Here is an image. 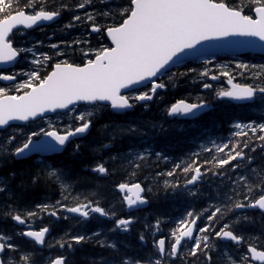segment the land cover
<instances>
[{
  "label": "snow or ice",
  "instance_id": "obj_1",
  "mask_svg": "<svg viewBox=\"0 0 264 264\" xmlns=\"http://www.w3.org/2000/svg\"><path fill=\"white\" fill-rule=\"evenodd\" d=\"M99 3L103 6L99 11L95 10L93 0L77 3L76 9L91 7L94 10L85 11L83 17L72 15L71 21L65 27L71 29L77 24H87L90 33L107 39L109 44L98 42L99 47L93 50L87 40H74L70 43L62 41L64 47L69 49L74 45H88L87 49L81 50L80 63L69 62L66 58L56 59L65 57L67 53L59 50V44H52L50 47L56 50L55 57L47 53L35 56L30 61L33 65L30 71H21L15 75L0 72V81L16 83L13 89L0 87V132L14 128L12 122L42 120L49 112L66 110L75 113L72 124L60 127L46 121V127H39L38 131L20 133L23 139L19 144L16 143L19 136L16 131H12L0 138V155L9 156L13 160H23L30 153L62 151L73 139L82 138L90 130L97 109H110L113 114L126 116L138 104L147 107V102L153 100L157 91L166 87L160 78L170 71V65L179 66L189 56L202 57L213 44L241 46L252 45L256 40L264 42V0H248L246 4L240 5L232 0H99ZM112 4L115 7H109ZM66 8V5L61 4L59 10H45L41 0H31L23 9L17 7L13 12L12 0H0V63L14 62L21 54L32 51L30 48L25 49L14 44L13 37L21 27L24 29L21 34H26L28 30L40 26L43 22L54 21ZM205 63L207 65L212 62ZM257 67L261 70L254 72L253 80L257 82L252 84L234 83L232 74L227 70L220 73L227 78L230 87L219 90L216 93L217 98L248 101L253 104L257 100L264 102V66L243 62L235 64L241 76L249 68ZM189 73H196V69H188V72L178 75L186 76ZM198 75L201 79H217V75L212 74L207 66ZM18 76L22 79L17 82ZM176 76L177 74L173 73L169 80ZM149 84L151 87L147 88ZM202 87L210 89L212 85L203 83ZM140 88L147 90L139 91ZM78 105H83L85 111H79ZM208 107L207 101L203 99L192 103L178 99L166 109V115L171 118L194 116ZM149 123L152 130L166 131L162 124ZM234 126L241 130L236 135L245 139L238 143L229 142L215 146V152L223 155L214 156V164L212 161H204L205 165L215 167L217 172H211V167H205L202 172V166L193 160L186 166L177 164L172 171L166 173L168 177H173L179 169L186 178L183 185L178 181H165V189L171 187L174 192H186L193 198L201 194L196 185L210 172L213 176L218 173L224 177L222 169L227 165L236 173L234 178H228V191L218 193L216 197H209L218 199L219 206L211 204L202 212L188 211L171 230L167 247L163 235H160L159 239L155 238L162 223L157 219L153 225H145L147 234L152 236L151 252L143 257L138 253L121 254L118 242H109V234L128 232L136 218L130 214L126 218L123 215L117 218L114 208L106 209L102 206L103 193L100 191L77 196L70 206L68 197L64 195V191L70 188L63 183L67 173L57 160L40 159L37 163L42 166L48 178L60 183L61 199L51 206L37 204L36 209L57 220L61 218V213L68 214L64 215V219L72 216L83 222L99 218L114 220L110 229L100 228L91 235L77 233L58 241L60 249H67L71 253L74 244L83 245L95 239L101 247L113 253L112 257L102 259L99 264H177V261L180 264H197V261L200 264H213V254H220V245L227 247L228 242H231L233 249L242 250L244 245L247 247L246 252L236 258L227 251L223 252L226 264H255L256 261L264 264V236L246 238L239 231L240 224L248 219L246 216L222 223L227 213L234 210L259 209L264 215V174L250 170L253 158L245 153V149L249 148V132L264 145V123L250 121L242 125L237 122ZM109 127L113 128L110 134L111 142L102 145L103 149L111 151L116 141L125 137L140 142L131 144L127 153L117 152L110 156L109 161L113 164L127 161L129 167L139 169L152 155L158 160L168 159L160 151L153 152L143 147L149 133L143 131L140 124L126 120L123 124L112 122L105 125V128ZM80 148L81 145L76 144L73 153H79ZM205 151L211 152L212 149ZM251 151L254 152L255 148H251ZM245 160L249 163L241 169V163ZM233 161L236 163H232ZM107 163L108 161L96 163L90 172L98 178L106 177L109 175ZM189 174L190 178H187ZM16 175V172L12 171L8 177H0V194L11 197L10 181L14 180ZM30 179L31 183H38L39 171ZM23 186L22 181L20 187ZM115 187L122 194L123 205L129 212L148 203L146 196L142 195L145 189L139 182H121ZM193 188L196 190L193 191ZM8 207L10 212L5 213V216H10L18 225L25 226L26 230L13 234L0 232V264H37L38 259L44 260L45 264H70L65 255L45 258L39 255L34 247L31 251L22 249L16 243L17 237L29 238L35 245L43 246L50 228L45 226L32 230L27 226L26 219L35 217V211H27L22 216L18 212L13 214L11 205ZM205 216L206 221L203 227H200L198 221ZM139 242L141 248L148 245L146 233L139 234ZM186 246V251H183ZM16 253L20 255L14 260Z\"/></svg>",
  "mask_w": 264,
  "mask_h": 264
},
{
  "label": "trees",
  "instance_id": "obj_2",
  "mask_svg": "<svg viewBox=\"0 0 264 264\" xmlns=\"http://www.w3.org/2000/svg\"><path fill=\"white\" fill-rule=\"evenodd\" d=\"M12 2L14 12L17 7L23 9L26 4L31 2V0H12ZM81 2H83V0H41V3H43L45 10H59L61 4L67 6L66 10L62 11L61 22L66 20L71 21L72 14L67 13V10L70 11L74 9L75 5ZM232 2L240 5L246 4L248 0H232ZM93 4L103 7L102 5H100L99 0H93ZM109 7H114V4L109 5ZM93 10L94 9H91V7L84 10L79 9L78 15L83 17L85 11L92 12ZM75 27H78V29H82L84 31L85 34L81 36L82 39H80V41H85V38L89 34L88 25L77 24ZM63 29L65 34L69 33V31L66 30L67 28L65 26ZM50 35L51 34H48L47 37ZM92 38H95L94 45H98L99 43L108 44V40L99 35H92ZM87 41H89V39H87ZM81 46L83 47L86 45L82 44ZM73 47L76 48L75 45ZM80 57L81 55H78L76 58H74V63L81 62ZM259 65H261L260 62ZM192 66H194L192 63H187L179 68L174 69L168 75L160 78L165 83L167 91L161 94V102L158 105L159 109L152 108V106H150V110L146 112L143 107L139 109L135 108L134 111L137 112V114L132 111L129 112L126 116L113 114L110 109H103L101 110V113L95 116L90 132L79 141L81 145L79 153L74 154V146H72L71 148H66V150L62 154L55 155L52 158H48V160L59 161L61 166L64 167L65 172L67 173V175L63 178V183L70 186L68 190L64 191V195L68 197L69 205H71L75 197L81 196L82 194L88 195L89 193L95 191H100L103 193V197L101 198L103 207H106L108 205L109 208H113L114 205L115 207L123 205L121 196L116 191L115 186L121 182H130L132 180L142 181L144 177V170H146L147 167H145V161L141 164L139 169H133L132 167H129L127 165V161H118L116 164H113L111 161H109V157L115 155L117 152L125 153L126 149L128 148V144L132 143L133 140H127V137H125L123 139L117 140L113 145L111 151L103 149L101 147L102 145L109 144L111 142L110 134L113 132V128H105V125H108L112 122L123 124L126 120L138 122V124H140L141 126L143 124L147 125V123L144 122L149 120L145 119L150 117L153 110H166V107L179 97H183L186 99L189 97L191 98V94L187 92L188 88L199 91L202 87V84L198 82L200 81V79H198L199 77H196L194 73H189L186 76H179L178 74L188 72V69H191ZM245 72H247L248 74H244L243 76L239 74V77L244 83L252 84L254 82H257L253 80L254 73L250 69L246 70ZM173 73H176L177 76L170 81L169 76H171ZM195 91L193 92V94H196ZM202 96L208 100L206 93L201 95V98ZM244 110V107L235 106L233 104H220L219 108H216V110L209 113V117L213 121V125H211L212 128L218 127L221 131H229V134H231V127L229 128V122L231 121L230 119L233 116L247 118L248 120L260 119L256 118L258 116L247 113ZM157 115H159V113ZM152 116H155L154 113L152 114ZM160 134L163 135V137L165 135V138H162V142H159L157 144L161 147H166L165 145H168V152L175 154L176 157L180 156V150H182L186 146L187 139L184 138L180 132H177V129L174 127L167 128V131H165L164 134ZM238 137L239 140L245 139V137L243 136ZM247 140L249 142V148L245 149L246 152H249L251 146L255 145L256 143V148L254 147L255 151L254 153L252 152L254 157L253 155H251L253 158V167H251L250 170L254 169L256 170V172L264 174V150H261V145L259 147L257 139H253V136H250V134H248ZM237 141L238 140H236V143ZM37 161L38 160L34 157L26 158L23 160H13L9 156L1 155L0 177L6 178L11 174L12 171H15L17 175L14 180L10 181L12 187L11 197L0 194V232H3L5 234L18 233L17 229L19 227L13 220H11L10 216H5V213L10 212L8 206L11 205V210H14L13 214H15V212H18L19 214L24 216L27 211L36 212V216L30 219H26V223L45 224L48 221L53 220L51 236L49 237L47 244L43 249H40L37 245L34 244V242L26 239L25 237L16 238V243L20 245V247L25 251H31L34 247L37 253L45 258H48V255L50 254L52 255V258H54L58 254L63 252L64 255L68 257L70 264H99L102 259L112 257L113 253L111 251L101 247L98 243L91 240L87 243H84L83 245L74 244L71 253H69L67 249H60L59 246L56 247V252L50 250V248L58 243V241L67 239L70 235H74L78 232L75 233L74 228L72 230L71 228L67 229L69 222L68 220L65 221L64 219L60 218V221H56L46 212H41L36 209L37 204H48L49 206H51L52 202L56 200V197L60 196V200L62 191L60 183L55 181L54 179L48 178L42 170V166L39 165ZM104 161H108L106 166L109 168V175L103 178H98L95 174H92L90 172V169L96 163ZM212 164H214V162H212ZM164 165V167L157 168L158 173L162 169L167 171L174 168V166H169L166 164ZM152 166L154 165H151V167ZM151 167L147 171H151ZM212 168L214 172H217V169L215 167ZM228 169H230V166H228L227 168L226 165L222 170H224V173H226ZM38 171L40 173V181L36 184H33L31 183L30 178ZM230 173H233L232 169L230 170ZM185 178V174L183 173L180 175V170L177 169L171 183L184 181ZM157 179L159 180V182L155 183V187H152V195L150 196L151 201L149 208L147 209V216L145 217V219H148L150 217L151 220H153L158 216H163L164 218L160 219L162 222L161 225L162 227H166L170 225V222L165 223L167 219L166 217L170 218L176 215L175 213H177H173V211L177 207V201L175 200L176 195L172 194L171 187L165 189V187H162L160 185V180L162 179V177L158 176ZM22 181L24 186L20 187ZM218 193L222 194L224 193V191L221 190ZM240 199H242V197H240ZM183 205H185V202L183 203ZM151 208L152 210H150ZM177 208H179V206ZM120 212L122 213L123 211ZM233 213L234 211L227 214H229L228 216H231V214ZM252 213L256 217L261 216L264 219V215H262L260 211H252ZM170 214L172 215L168 216ZM228 216H225V218ZM39 217H43L44 220L40 221ZM99 219L103 222L110 223L104 218ZM86 223L89 224L87 225V228L80 229L79 233L90 235L92 234L91 230L96 228L98 223L94 220L88 221ZM248 229L251 230V237L264 236V221H262L261 219H254L249 222ZM144 230L145 226L140 224L138 221L133 224L129 233L120 235L122 241L119 244L120 253L127 255H136L138 253L141 257H143L151 252V243H148V245L144 248H141L140 246L139 234L145 233ZM146 238L148 239V241L150 240L147 234ZM19 255L20 253L14 254L13 259L15 260ZM43 261L41 262V260L38 259L37 264H45V261ZM177 264H180V262L177 261ZM197 264H200V262L197 261Z\"/></svg>",
  "mask_w": 264,
  "mask_h": 264
},
{
  "label": "bare ground",
  "instance_id": "obj_3",
  "mask_svg": "<svg viewBox=\"0 0 264 264\" xmlns=\"http://www.w3.org/2000/svg\"><path fill=\"white\" fill-rule=\"evenodd\" d=\"M102 8L103 7H101V6H96L95 7V10L96 11H99V10H102ZM91 9H93V8H91ZM78 10L79 9H76V7H74V9H72L70 11L67 10V13H70L72 15H78ZM61 17H62V12H61ZM69 22H70L69 20L62 21L60 24L56 25L54 28L58 27L59 25L60 26H64L65 24H68ZM74 30L77 31V33H74L73 32ZM52 32H54V29H53ZM69 32L71 33V35H74V36H82V35L85 34L84 31L82 29H78V27H74V28L69 29ZM58 37H60V36H58ZM16 38L17 39H21L22 36H21V38H19V36H16ZM46 38L47 37H44L42 39V41H43L44 44L41 47V50H42V48L49 46L48 44H45L46 43ZM23 40H24L25 43H27V36H23ZM109 43L110 42L108 41V44ZM105 45H107V44H105ZM97 47H99V44L97 45ZM81 48H82V46H76V49H81ZM248 53H250V52H248ZM248 53H246V54H248ZM48 54H52V51L49 50L48 51ZM23 55H24V53H23ZM263 57H264V54H262V53H251L250 55H246V56L245 55H242V58H243L242 61L245 62L248 65L264 66ZM69 59H72V56H70ZM259 62H260L261 65H259ZM249 69L253 73L256 72L257 70H261L259 67H257L256 69H251V68H249ZM245 74L247 75L248 73H245ZM207 81H205L204 78H202L198 82H200L201 84H203V83H207ZM195 95H198V98L199 99L198 98L192 99L190 97H189L190 99L189 98H187V99L186 98H183V99L186 100L187 102H190V103H192V102H199V100H201V99H203L205 101L207 100L203 96L201 98V95H203V93H202V87L200 88L199 91H196V94ZM208 105H209V108L205 109V111L201 112L199 115H197L195 117L187 118V121H191L193 119L194 120H197V121L191 122L192 123V126H190V123L189 124H185L183 126V129L180 132L183 135V137L187 139L186 146L182 150H180V153H179L180 156L176 157L175 154H173L171 152H168L167 151V148H166L165 150H166V153L168 155L167 156L168 157L167 160L163 161V159H162V160H157V161L155 160V161H150V162H147V160L145 161V167H147V168H146V170H144L143 180L142 181H137V182H139L142 185V187L145 189L144 195L146 197L150 198V196L152 195V187H155V183H158L159 182L158 179L156 181H152L149 178V176H148V171L147 170L151 167V165H157V164H159L162 167H164L165 165H163V163H165L166 165H169V166H175L177 164H182V166H186L187 165V162L191 158V155L195 153L196 149L199 146H202L204 144H208V147L206 149H212L211 152L205 151V156L207 157V159H209L210 161H212V158L214 156L219 157V156H222L223 155V154H217L215 152V146H220V145H223V144L229 143V142L236 143V140H238L237 143L240 142V141H242V139L239 140V137L236 135V133L239 132V131H241V130L235 128L234 125L237 122L241 123L242 125L243 124H247L248 122L251 121V119L248 120L247 118H241V117H238V116H233L230 119L231 121L229 122V124H230L229 128L231 127L230 128L231 129V134H229V131H224L223 132L218 127H215V128L213 127L212 128V126L209 124V118H210L209 117V113H211L212 111L216 110V108H219L220 105L219 104H216V103H213L211 101L208 103ZM157 108H159V107H157ZM259 108L264 111V102L260 103L258 106L254 107V108H246L244 111L247 112V113H251V114H254V115L258 116L256 118H261L262 117L261 113L263 111H259L258 110ZM163 113H165V116H166V119H165V127L166 128H170L171 127L170 117H168L166 115V112L165 111H163ZM145 120H148V118H146ZM151 120H153V119H151ZM135 123H138V122H135ZM144 123H147V121H145ZM256 123H258V122H256ZM146 126H148V123H147V125H144L143 124L141 126L142 130ZM244 131H248V130L247 129H244ZM215 132L218 133V134H216ZM248 134H251V133L249 132ZM162 138H163V135H161V134L158 135V137H157L158 142L157 141L156 142L159 143L162 140ZM217 139L220 140V143L219 144H216L215 143V141H217ZM253 139H255V138L253 137ZM257 143L259 144V147L261 145V150H264V145H262V142H260V141L257 140ZM76 144H80V142L73 143L70 146V148L72 146H75ZM252 147H255V146L253 145V146H251V148ZM251 148H250V151L249 152H246L245 151V153L247 155H249V156L253 155V153H254L253 151H251ZM178 151H179V149H178ZM225 151H227V150H225ZM253 157H254V155H253ZM224 158H226V156H224ZM212 162H214V161H212ZM172 163H174V164H172ZM232 163H236V161H233ZM248 163L249 162L247 160H245L244 162L241 163V166H243V165H246L247 166ZM252 164H253V160L251 162V167H253ZM256 166H258V165H256ZM227 168H228V166H227ZM228 170L226 171L224 177H221L220 175L217 176V177H208V180L211 183L210 185H212L213 187L207 189L204 192H201L200 191L201 194L198 197H196V198H193V197L188 196L186 192H182V191H175L174 192L171 189L172 194L173 195H176L175 200L177 201V207L179 206V208L176 207V209L173 211V213L177 212V213H175L176 215H174V216H172L170 218L169 217H166L167 219H166V222L165 223H169V222L176 223V222H178L179 220L183 219L186 216V212H188V211L202 212L203 210L208 209L211 204H216V203L219 206V203H218L219 200L218 199H209V197H216L217 194H218V192H220L221 190H223L224 192H226V191L229 190L230 185H229L228 178L229 177H233L234 178L235 175H236V173L233 172L231 174V173L228 172ZM169 171H172V169L171 170H167V171L164 170V169H162V171L159 172V173H161V175H159V177H162V179L160 180V185L162 187H164L165 181L168 180V181L171 182L173 180V177H168L166 175V173L169 172ZM181 174H183V173L180 171V175ZM188 176L189 177H187V178H190V174ZM221 181H223V182H221ZM179 183L181 185H183L184 181H181ZM149 188L151 189V191H148ZM192 190L195 191L194 189H192ZM214 193H216V194H214ZM59 198H60V196L59 197H56V200H54L52 202V205H54L55 202L57 200H59ZM184 202H185V205H183ZM149 205H150V201H148V203L144 207L138 209L139 212H135V210H132L131 212H129V210L124 205L119 206V207H115V205H114L113 208L115 209V211L117 213V218H119L121 215L125 216V218H126L127 215L130 214L131 216H133L134 218H136V222L139 221L140 224H142L143 226H145L146 224L153 225L157 219L164 218L163 216H158V217L154 218L153 220H151L150 217L148 219H145V217L147 216L146 215V212H147V209L149 208ZM105 208L108 209L109 208L108 205ZM120 211H123V212L121 213ZM64 215H67V214H65V213H61L60 214L61 219H64L63 218ZM171 215L172 214H170L168 216H171ZM228 215L229 214H227V216ZM245 216L248 218L247 221H245L242 224H240V227H239L240 233L243 234V235H244L243 229L246 226H247V229H248L249 222H251L254 219H261L262 221H264V219L261 216L260 217H256L252 213V210H245V211H242V210H234V213L231 214V216H228L226 218L225 217L223 218V220H225V221H223L222 223H228L230 220L231 221H236L238 217H245ZM39 220L42 221V220H44V218L43 217H39ZM64 220L65 221L66 220L69 221L68 222L67 229H70L71 228V230H72L74 228L75 229L74 230L75 233L76 232L79 233L80 229L87 228V225H89L86 222L79 221L77 219L72 218L71 216H69L68 219H64ZM105 220L108 221V222H110V223L103 222L100 219H94V221L97 222L98 224H97L96 228H94L92 230L90 229L91 230V233L94 232V231H96V230H98V229H100V228H103V229L106 230V229H110L113 226L114 220H108V219H105ZM56 221H60V219L59 220H56ZM205 221H206V216L202 220H199L198 221V225L200 227H203ZM44 225L45 226H48V227H50L52 229L53 220L48 221ZM92 225H94V224H92ZM17 226L19 227V228L17 227L18 228L17 229V232L18 231L19 232H23L21 226H19V225H17ZM164 228L165 227H160L159 233L155 236V238L156 239H159L160 238V235H163L165 237L166 243H167L168 237H169L170 232H171L172 229H164ZM153 231H155V229ZM250 231L251 230L248 229L247 235L245 236L246 238L247 237H251L250 236ZM129 232L130 231L124 232V233H129ZM144 232L147 234L146 228H145ZM124 233H110L109 234V237H108L109 238V242H111L112 240H116L118 242V247H119V244L122 242L121 241V238H120V235H125ZM147 235H148V237L150 239L149 240V243H151L152 236L150 234H147ZM91 241H95L96 242L95 239H93ZM58 246H59V243H56L53 247L50 248V250L56 252L57 251L56 247H58ZM246 247H247L246 245H244L242 247V250L244 252L246 251ZM257 247H259V244H257ZM220 249H221L220 254H213V264H226V257L223 255V252H225V251H227L229 253V255H232L233 258H236L238 256V254L241 255V249H239V251H238L237 249L230 248L228 245H227V247H225L224 245H220ZM150 251H152V248L150 249ZM58 255H64V253L62 252V253H60ZM48 256L49 257H52L51 254L48 255ZM42 261L43 260H41V262Z\"/></svg>",
  "mask_w": 264,
  "mask_h": 264
},
{
  "label": "rangeland",
  "instance_id": "obj_4",
  "mask_svg": "<svg viewBox=\"0 0 264 264\" xmlns=\"http://www.w3.org/2000/svg\"><path fill=\"white\" fill-rule=\"evenodd\" d=\"M114 7H115V5H114ZM64 26H60L59 25L58 27L54 28V32H51V34L54 33V35L56 37L55 38L56 39L55 40V43L56 44H59L60 46H63V47H64V44H62L60 42V40H58V36H62L63 34H65L64 31H63L64 30L63 29ZM21 33H23V32H18L17 35H16V36H19V38H21V36H22V38L21 39L15 38V46H17V47H23L25 49H29L30 48L32 51L31 52L24 53V60L20 62L21 63L20 64V67H16L15 69H13V72L10 71L9 74H12V73L17 74V73H19L21 71H24V72L30 71L31 68L33 67V65L30 63V61L35 56H39L40 54L43 53V50H41V47L44 44L43 41H42V39L44 38V34L39 35V34H34V33H32V34H29V33L21 34ZM23 36H27V43L24 42ZM74 40H80V39L72 36V37H70V40L68 41V43H70V42H72ZM48 41H50V42H48ZM52 43H53L52 42V39H48V40H46V43L45 44H52ZM87 48L88 47H85L83 49H87ZM49 50L52 51V54H48V51ZM81 50H82V48L81 49H76L74 47L71 48L70 50L60 49V51L66 52L67 55L65 57H58L56 59H65L66 58V59L69 60V58H70V56H71L72 53H73L72 54V58H76L78 55H80L78 53H81ZM44 53H47L49 56L55 57V50H53L50 46L48 47V49H45V52ZM208 61H211V59H209ZM52 62L54 63L55 62V59H53ZM238 62H243V61L235 60V59H226V61H224V62H216V61L213 60V62L211 64H207V65L206 64H203L202 67H201V71L204 70V67L205 66H207L209 69H211V68H220L221 71L218 74H216V75L217 76H223L220 73H222L225 70L229 71L228 69L232 67V65H230V64H233V63L236 64ZM201 71H199V72H201ZM245 73H247V72H245ZM212 74H214V73H212ZM20 79H22V77H20ZM208 79L209 78H207V77L204 78L205 81H207ZM0 87H5V88H8V89H13V88L16 87V83H13L11 85H4V84H1L0 83ZM77 109L79 111H85V107L84 106L77 107ZM101 110L102 109H97L96 110V116L99 113H101ZM258 110L259 111H263L260 108ZM74 115H75L74 112L67 111V112H64V113L57 114V115H55L53 117H50V118H48V119H46V120H44L43 122H40V123H32V124H29V125L15 126L14 128H9L7 131H5L3 133H0V138H3L5 136H7L12 131H16L17 135L19 136V139L16 142L18 144L23 139V136H21L20 133H22V132L23 133H27L29 131H38L39 127H46V123H45L46 121H51L52 123L57 124L60 127H63L66 124V121L67 120H69V119L70 120H73L72 118H73ZM138 143H140V142L137 141V140H133L132 143H130L128 146H130L131 144H138ZM215 143L216 144H219L220 143V140L217 139V141H215ZM128 151H129V147H128V149H126L125 153H127ZM0 157H1V155H0ZM244 167H246V165L241 166V169H243ZM207 183H208V181L205 183V187H204V189L201 192H204V191H206L207 189L210 188V184L211 183H209V184H207ZM211 187H212V185H211ZM18 233H20V232L18 231Z\"/></svg>",
  "mask_w": 264,
  "mask_h": 264
},
{
  "label": "water",
  "instance_id": "obj_5",
  "mask_svg": "<svg viewBox=\"0 0 264 264\" xmlns=\"http://www.w3.org/2000/svg\"><path fill=\"white\" fill-rule=\"evenodd\" d=\"M61 18V15L56 18L54 21H48V22H43L40 26H43V25H51L53 23H55L56 21H58L59 19ZM36 28V27H34ZM33 29V28H32ZM248 52H254V53H263L264 54V42H261L259 40H256V42L252 45H241V46H229V45H223V44H213L209 47V50H208V53L205 54L204 56L202 57H208V56H215V55H223V54H230V55H239V54H245V53H248ZM20 56L18 57L17 60H15L14 62H9V63H0V70H3V69H9V68H12L15 66L16 62L19 60ZM198 58H200V56H189L187 57L184 61H187V60H197ZM183 61V62H184ZM175 65H170L169 68L173 67ZM3 82V81H1ZM6 83H11V82H6ZM221 99H224V98H221ZM229 100V99H228ZM235 103H242V102H245V101H236V100H231ZM209 108V107H208ZM59 111H62V110H58ZM205 110H202L201 112H203ZM201 112L197 113L196 115L194 116H187V117H195L197 115H199ZM54 113L52 112H49L47 115H45L44 117H47V116H50ZM13 125H22V124H25L27 122H19V121H16V122H12ZM85 135V134H84ZM83 135V136H84ZM65 149V148H64ZM63 149V150H64ZM62 150V151H63ZM62 151H57L55 153H62ZM55 153H30L27 157H25L24 159L26 158H30L34 155H41V156H48V155H53ZM142 195H144V193H142ZM145 205L143 206H140L139 208L137 209H140L142 207H144ZM136 210V209H134ZM50 234V232L48 234H46V238L48 237V235ZM45 238V240H46ZM29 239V238H28ZM40 246V245H39Z\"/></svg>",
  "mask_w": 264,
  "mask_h": 264
},
{
  "label": "flooded vegetation",
  "instance_id": "obj_6",
  "mask_svg": "<svg viewBox=\"0 0 264 264\" xmlns=\"http://www.w3.org/2000/svg\"><path fill=\"white\" fill-rule=\"evenodd\" d=\"M67 31H68V28L66 29ZM74 33H77V31H73ZM69 33H66V40H67V38H69V35H68ZM195 90H192V89H189L188 88V93H190L191 94V98L192 99H195V98H198V95H195V94H193V92H194ZM196 92V91H195ZM159 113V115H157ZM150 115V114H149ZM154 115L155 116H152V114L150 115V117L148 118V120L149 121H147V123H148V126H146V127H144V129H143V131H145V132H148L149 133V138L147 139V142H146V144H147V146H148V148L151 150V151H153V152H156V151H160V152H162L165 156H168L167 155V153H166V148L168 147V145H165L166 147H161L160 145H157V136L156 135H152V133L154 132H156V131H158V130H152V129H150V123L149 122H151V123H157V124H162L163 125V127L166 129V131H167V128L165 127V119H166V116H165V113H163V112H161V111H159V112H155L154 113ZM151 119H153V120H151ZM194 120V119H193ZM191 120V121H187L185 124H189L190 123V126H192V123L191 122H195V121H197V120ZM212 123V124H211ZM209 124L210 125H213V121H212V119L211 118H209ZM180 131L183 129V128H178ZM216 133V132H215ZM163 134H164V132H163ZM216 134H218V133H216ZM163 138H165V135H164V137ZM163 140V139H162ZM162 140L160 141V143L162 142ZM255 145H256V143H255ZM254 145V146H255ZM169 148V147H168ZM198 150V148L196 149V151ZM195 151V152H196ZM157 161L158 159L155 157V155H152L151 156V158H149L148 160H147V162H150V161ZM159 160H162V159H159ZM193 160H196L197 161V163H199V162H201V160L202 161H205L204 159H203V157H201V155L200 154H192L191 155V158L189 159V161L187 162V164H190V163H192V161ZM163 161H165V160H163ZM207 161H209L208 159H207ZM165 163H163V165H164ZM160 167H162L161 165H154V166H152L151 167V171L149 170L148 171V176H149V178L152 180V181H156L157 180V177H158V175H157V173H158V169L157 168H160ZM231 168V167H230ZM230 170L231 169H229L228 170V172L230 173ZM162 171V170H161ZM147 198V200L148 201H151V199L150 198H148V197H146ZM150 210H152V208L150 209ZM135 212H139V210H135ZM56 219V218H55ZM247 221V220H246ZM247 223V222H246ZM247 232H248V229H247V226L246 227H244V229H243V233H244V235L246 236L247 235ZM262 237V236H261ZM249 242H251V241H249ZM166 247H167V243H166ZM230 248H232V245L231 246H229ZM186 248H187V246L185 247V249H183V251H186ZM233 249V248H232ZM238 251H239V249H237ZM243 250H241V255L243 254ZM246 252V251H245ZM240 254H238V256H239ZM237 256V257H238ZM255 264H259V263H256L255 262Z\"/></svg>",
  "mask_w": 264,
  "mask_h": 264
}]
</instances>
